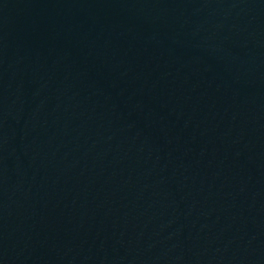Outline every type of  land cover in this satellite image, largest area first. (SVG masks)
<instances>
[{"label":"water","instance_id":"95a60500","mask_svg":"<svg viewBox=\"0 0 264 264\" xmlns=\"http://www.w3.org/2000/svg\"><path fill=\"white\" fill-rule=\"evenodd\" d=\"M0 264H264V0H0Z\"/></svg>","mask_w":264,"mask_h":264}]
</instances>
